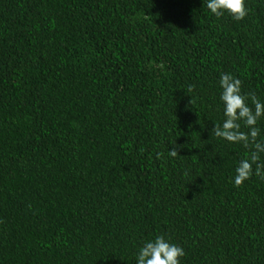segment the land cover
I'll list each match as a JSON object with an SVG mask.
<instances>
[{"label":"trees","instance_id":"trees-1","mask_svg":"<svg viewBox=\"0 0 264 264\" xmlns=\"http://www.w3.org/2000/svg\"><path fill=\"white\" fill-rule=\"evenodd\" d=\"M246 8L0 0V264H135L157 235L181 264H264V180L233 186L249 149L211 135L221 73L264 102V0Z\"/></svg>","mask_w":264,"mask_h":264},{"label":"clouds","instance_id":"clouds-1","mask_svg":"<svg viewBox=\"0 0 264 264\" xmlns=\"http://www.w3.org/2000/svg\"><path fill=\"white\" fill-rule=\"evenodd\" d=\"M208 13L216 18L228 15L234 21H241L247 15L246 0H203ZM219 100L223 105V121L214 126L211 135L231 144H240L249 151L240 159L231 177L233 186L240 187L252 175L264 180V138L257 127L264 118V102L254 94L241 92V81L229 73L219 75ZM191 89H189L190 91ZM251 106H249V102ZM247 132L241 131V126ZM176 146L169 150L168 157L175 158ZM161 154L157 153V159ZM184 249L170 242L163 235L142 243L135 254V264H181Z\"/></svg>","mask_w":264,"mask_h":264}]
</instances>
